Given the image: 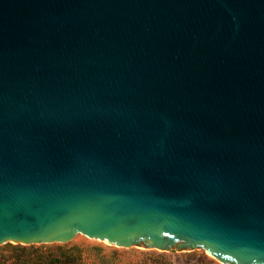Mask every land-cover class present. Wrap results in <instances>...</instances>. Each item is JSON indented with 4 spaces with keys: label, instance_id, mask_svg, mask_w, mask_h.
I'll return each mask as SVG.
<instances>
[{
    "label": "water",
    "instance_id": "95a60500",
    "mask_svg": "<svg viewBox=\"0 0 264 264\" xmlns=\"http://www.w3.org/2000/svg\"><path fill=\"white\" fill-rule=\"evenodd\" d=\"M264 264V0H0V245Z\"/></svg>",
    "mask_w": 264,
    "mask_h": 264
},
{
    "label": "rangeland",
    "instance_id": "374dc122",
    "mask_svg": "<svg viewBox=\"0 0 264 264\" xmlns=\"http://www.w3.org/2000/svg\"><path fill=\"white\" fill-rule=\"evenodd\" d=\"M62 245L80 247L84 254H87L90 259L95 258V261H98L99 258L106 259L112 255L113 257L111 260L115 264H223L207 252L199 249H172L170 251H161L154 248L138 246L122 248L96 239H90L80 234L76 235L70 242L65 244L21 245L5 243L0 245V254L11 257L15 246H43V248L45 247L46 249L56 251L57 247Z\"/></svg>",
    "mask_w": 264,
    "mask_h": 264
},
{
    "label": "trees",
    "instance_id": "16d2710c",
    "mask_svg": "<svg viewBox=\"0 0 264 264\" xmlns=\"http://www.w3.org/2000/svg\"><path fill=\"white\" fill-rule=\"evenodd\" d=\"M13 255L7 257L0 254V264H115L109 258L90 259L84 254L80 247L58 246L56 251L46 249L45 247H21L15 246Z\"/></svg>",
    "mask_w": 264,
    "mask_h": 264
}]
</instances>
